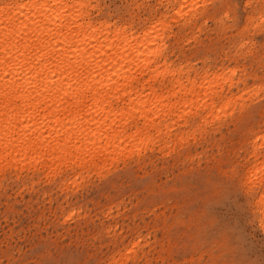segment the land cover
I'll return each instance as SVG.
<instances>
[{
  "label": "rangeland",
  "instance_id": "rangeland-1",
  "mask_svg": "<svg viewBox=\"0 0 264 264\" xmlns=\"http://www.w3.org/2000/svg\"><path fill=\"white\" fill-rule=\"evenodd\" d=\"M84 1L94 21L135 33L154 24L168 27L167 33L154 30L163 40L160 60L187 71L179 80L186 87L190 77L197 83L194 104L215 95L213 82L222 74L224 92L217 86L222 99L215 104L229 95L232 104L191 115L198 105H186L187 93L172 94L178 90L172 75L164 81L158 75L146 88L164 89L165 98L170 92L176 100L162 101L172 111L183 105L192 110L162 119V131H151L156 137L145 151L141 144V153L116 156L113 166L109 160L114 171L105 164L79 176L64 168L54 175L53 168L34 164L0 167V264H264V181L258 173L264 168V0ZM207 80L215 86L211 93ZM168 123L176 125L173 132ZM180 136H191L189 142L180 138L187 146ZM174 144L179 149L171 150Z\"/></svg>",
  "mask_w": 264,
  "mask_h": 264
},
{
  "label": "bare ground",
  "instance_id": "bare-ground-1",
  "mask_svg": "<svg viewBox=\"0 0 264 264\" xmlns=\"http://www.w3.org/2000/svg\"><path fill=\"white\" fill-rule=\"evenodd\" d=\"M90 5L84 0L0 2V167L2 169L3 166L9 164L17 166L20 164L22 167L34 164L36 169L39 165L53 168L54 171L57 169L59 170L58 174L62 172L63 168L71 169L76 172V176H79L89 169L94 168L96 171V168L98 169L104 164L105 167L108 166L109 160L112 163L116 156L122 157L121 154L125 155L126 152L129 155L134 151L138 153L137 150L139 147L142 148V145L150 147V140L156 137L152 132L155 131L159 134L162 131L161 120H165L168 115L171 116L172 112L176 111L175 107V111L170 109L173 108L172 106L167 107L170 102L165 105V100L162 101L164 96L160 94L164 89L161 88L162 91L158 94L156 92L158 90H155L156 86L153 85V88L152 85H148L146 88V85L151 80L154 81L158 75H162L159 78H163V81L166 75H172L171 77L175 78L174 82H176L174 84L178 87V90L175 91L173 84L171 85L174 92L172 94H175L174 96L177 98L176 94L179 91L182 92L180 94L187 93L190 98L187 97L189 103L186 102V105L190 106L189 104H191V106L194 105L193 108L197 107L198 104H194L192 99L194 94L197 95L196 88L194 89L197 83H192L190 75L186 76L190 77L187 83L191 84L190 87H186L188 84L184 85L179 80L182 77L180 73H187V71H183V68H181L182 71H176L178 67L175 66L176 69H174L166 59L160 60L164 55L163 40L160 39L161 36L156 35L158 31L154 30L163 25L159 27L156 26L158 24L149 25L141 33H135L128 30L127 27L112 26L111 22L92 20L91 16L89 17ZM166 21L168 22V20ZM166 28L168 29V27ZM166 28L164 30L160 28L159 32H166ZM158 38L161 40V44L158 43ZM162 38L164 39L163 36ZM222 75L224 76V74ZM222 75L217 76V81L214 80L216 77H213L215 82L211 80L215 83L216 89L213 88L215 86L212 85V82V84L210 83V80L204 81L210 93L215 89V95L207 98L209 101L204 98L209 94L206 89L208 94L203 96V102H197L199 105L196 110L191 113L192 111L189 109L192 110V108L187 109L183 105L181 106L182 110L185 109L183 112L187 111L186 113L189 114L190 111L191 115H195L201 110L203 112L205 108L213 107L214 110V107L217 106L219 109L223 106V109L226 110L225 104L229 105L227 101L232 104L230 95L229 98L225 97L228 100L224 104L222 103L223 105L216 106L215 104V100H219L221 95L216 90L221 83L219 78H223ZM144 76H147L148 79L144 83L138 84ZM226 79L227 77L222 79L223 82ZM228 82L230 88L232 83L229 79L225 81V83ZM159 84H161L160 81ZM221 85L219 86L220 90L218 89L219 92L223 88ZM177 87L175 86L176 89ZM146 90L148 93H144ZM168 93L170 95V92ZM168 93L167 97H164L166 100L170 97H168ZM200 94H202L201 91ZM174 96L170 98H175ZM183 99L186 98L183 97ZM161 101L164 103L162 104ZM178 101L177 104H180L181 101ZM175 104L172 103V105ZM228 105L227 107L231 106ZM236 105L237 103L233 105L234 109ZM181 109L179 108L177 111H181ZM221 115L220 118H223ZM179 117L184 120L181 116ZM217 117L219 116L217 115ZM208 118L210 120L211 117L208 116ZM206 120L207 118L205 123L209 124L210 121L206 122ZM184 123L182 122L181 125ZM171 124H169V128H165L171 129L176 126ZM171 132H173L172 129ZM166 134L167 132L162 135L165 137ZM162 135L160 136L162 137ZM180 138L185 139L182 136L179 137V140H181ZM188 138L185 139L187 142H189ZM163 141L166 142L165 139ZM181 141L182 144L183 140ZM186 143L184 142V144ZM175 144V148L174 146L169 148L171 150L179 149ZM146 149L147 147L143 150ZM150 149L153 150V147ZM140 151L139 153H141ZM162 151L164 155L167 152L166 150ZM118 160L117 163L120 162ZM125 162L127 163V160ZM119 164H117L118 167H120ZM102 168L100 173L103 176ZM108 168H105L106 171ZM2 169L1 172H3ZM15 169L14 171L18 170ZM34 170L35 167L31 171ZM56 171H52L51 174L55 173L54 175H56ZM258 173H260L259 183L261 182L262 185L264 168ZM49 174L47 176L51 175Z\"/></svg>",
  "mask_w": 264,
  "mask_h": 264
}]
</instances>
